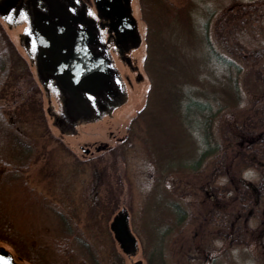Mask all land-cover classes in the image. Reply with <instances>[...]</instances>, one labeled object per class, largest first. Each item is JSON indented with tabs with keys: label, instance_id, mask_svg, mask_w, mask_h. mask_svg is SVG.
Returning a JSON list of instances; mask_svg holds the SVG:
<instances>
[{
	"label": "trees",
	"instance_id": "obj_1",
	"mask_svg": "<svg viewBox=\"0 0 264 264\" xmlns=\"http://www.w3.org/2000/svg\"><path fill=\"white\" fill-rule=\"evenodd\" d=\"M145 1L149 8L148 39L154 31L153 41L161 44L163 34L174 26L169 24L172 19L191 30L192 22L185 11L175 10L170 1ZM217 14L209 13L204 40L206 57L216 64L220 74L213 80L203 78L200 89L187 90L183 82L176 80L163 90V85L155 83L149 88L148 100L154 95L155 116H151L148 126L158 135L170 132L165 120H182L183 124L175 125L187 129L186 140L174 143L188 145L189 151L177 164L187 171L191 169L194 180L199 173L202 178L193 187L194 192H201L199 201L189 198L188 183H180L179 179L177 183L176 179L168 186L166 176L172 177L177 161L170 157L169 139L153 143L145 138L151 157L153 144L162 147V153L156 151V155L169 169L159 174L146 196L139 235L147 264H172L174 248L187 263L197 258L202 264H216L217 255L210 254L214 240L226 243V254L234 246H247L254 234L263 242L264 0H234ZM155 49L147 44L144 65L149 70L154 61L155 68L160 61ZM20 60L13 41L0 25V242L31 264H106L77 221L30 182L29 170L37 162L40 149L37 138L20 127L19 100L13 92ZM40 99L35 100V109ZM157 102L160 110L155 108ZM165 103L168 110H163ZM248 169L257 171L258 182L244 179ZM27 212L47 216L50 224L44 227L46 233L36 225L28 229L23 226Z\"/></svg>",
	"mask_w": 264,
	"mask_h": 264
},
{
	"label": "rangeland",
	"instance_id": "obj_2",
	"mask_svg": "<svg viewBox=\"0 0 264 264\" xmlns=\"http://www.w3.org/2000/svg\"><path fill=\"white\" fill-rule=\"evenodd\" d=\"M86 1L95 13V1ZM168 1L173 8L177 7L175 10L185 11L187 19L192 22L191 30L172 19L169 24L174 26L163 34L164 41L158 44L152 39L154 31L148 34L149 39L146 37V30L150 25L147 2L131 0L132 13L138 21L142 37L141 43L127 54L133 59L135 70L129 67L124 58L120 59L114 55L121 81V93L115 96H95L92 100L93 114L89 118L80 119H72L66 114L65 95L57 89L53 80L44 81L38 75L35 62L28 58L24 50L20 38L22 25H17L18 17L12 16L15 15V10L6 15L13 18L11 24L6 20L8 18L0 13V25L13 41L21 59L19 77L13 87L14 96L19 100L17 111L21 119L20 127L37 138L40 149L37 162L29 170L30 182L43 194L60 203L77 221L87 238L99 249L106 264H133L138 260L147 264L144 243L139 235L143 227L141 221L146 208V196L154 188L159 174L163 175L169 169L164 168L163 160H159L156 155V151L162 153V147L155 144L149 147L153 152L151 157L145 138L149 142L153 140V143L160 140L166 142L169 139L167 145L169 151H172L170 157L177 161L172 170V177L166 176V184H175L176 179L177 183L178 179L180 183H188L189 198L201 200V192L199 189L194 192L193 187L198 186L202 174L199 173L194 180L195 173L191 169L187 171L181 164H177L188 156L189 150L186 149L188 145H177L174 141L186 140L184 136L187 129L183 125V129L176 126L182 123V120L180 123L165 120L164 123L170 125V132L154 135L153 127L148 126L151 116L154 115V95L148 100V93L151 83L163 85V90L171 80L183 82V87L187 90L200 89L204 86L203 78L213 80V76L220 74L216 64L213 61L209 63L206 57L204 23L211 11L219 14L234 0ZM109 41L110 45L113 44ZM147 44L154 45L155 52L160 53L157 68L153 66L154 61L150 70L144 65ZM21 63H26V67H22ZM7 89L9 92L12 90ZM40 97V105L37 102L35 109V100ZM22 102L26 104L22 105ZM166 106L165 103L163 110H168ZM155 108L161 109L159 102ZM163 115L164 113H161V116ZM194 134L200 140L199 133L195 131ZM97 147L100 149L97 150ZM86 148L89 151H86ZM165 152L168 153L167 150ZM244 179L258 182L257 171L248 169L244 173ZM165 186L163 185L164 189ZM194 193L196 194L193 195ZM123 214H126L128 230L136 239L133 250L125 249L111 228L112 222ZM49 221L43 213L27 212L24 214L23 226L28 229L36 225L46 233L44 227L50 224ZM252 225L254 228L257 221ZM263 242L254 234L247 246H234L229 254H226V243L214 240L210 254L217 255L216 264H264ZM0 246L13 251L6 243L0 242ZM172 251V264H202V259L197 258L187 263L184 256L178 255L177 249ZM22 263L31 264L25 260H22Z\"/></svg>",
	"mask_w": 264,
	"mask_h": 264
},
{
	"label": "flooded vegetation",
	"instance_id": "obj_3",
	"mask_svg": "<svg viewBox=\"0 0 264 264\" xmlns=\"http://www.w3.org/2000/svg\"><path fill=\"white\" fill-rule=\"evenodd\" d=\"M9 1L13 3V6L3 15H10L15 10V15L12 16L13 18L14 16L18 17L17 25H22L20 38L24 50L28 58L35 62L36 71L41 78L45 76L47 77L46 81L53 80L57 89L64 94L65 92L54 80L55 73L52 72V64L47 65L45 62L67 60L74 53L87 56V52L90 50L110 57L116 72L112 79L113 89L116 93L121 91V81L115 66L114 55L120 59L124 58L126 62L127 54L132 51L133 47L130 43L119 42L110 30L109 19L101 16L98 10L93 13L86 0ZM7 18L6 20L11 24L13 18L10 16ZM109 40L113 44L110 45ZM129 67L135 70L132 58ZM99 94L111 95L106 91L96 95L85 93L89 98L88 104L92 113L94 111L92 100ZM65 99L68 115L77 119L83 118L82 112L86 110L84 105L75 103L68 110V105H71V102L67 94ZM3 250L5 248L0 246V252Z\"/></svg>",
	"mask_w": 264,
	"mask_h": 264
},
{
	"label": "water",
	"instance_id": "obj_4",
	"mask_svg": "<svg viewBox=\"0 0 264 264\" xmlns=\"http://www.w3.org/2000/svg\"><path fill=\"white\" fill-rule=\"evenodd\" d=\"M11 4V5H10ZM96 7L100 14L110 20V28L119 42L131 43L137 45L141 41V35L138 29L137 19L132 14L130 0H95ZM13 3L9 0L0 1V10L5 12L11 8ZM5 6V8H4ZM87 56H81L74 53L70 59L46 61L47 65L52 64V72L55 73V80L60 88L65 91L69 98L71 109L75 103H81L86 108L83 115L91 114L88 108V98L85 93L96 94L102 91H112V78L114 69L111 61L107 56L95 51L88 50ZM129 62V59H127ZM40 64V63H39ZM46 79L47 77H43ZM100 147H97L99 150ZM86 151H89L86 148ZM115 231L117 239L125 249L133 250L136 239L132 236L127 228L126 214L117 217L111 224ZM19 264L14 260L13 254L9 250L0 252V264ZM133 264H142L138 260Z\"/></svg>",
	"mask_w": 264,
	"mask_h": 264
},
{
	"label": "snow or ice",
	"instance_id": "obj_5",
	"mask_svg": "<svg viewBox=\"0 0 264 264\" xmlns=\"http://www.w3.org/2000/svg\"><path fill=\"white\" fill-rule=\"evenodd\" d=\"M5 264H7V262H5Z\"/></svg>",
	"mask_w": 264,
	"mask_h": 264
}]
</instances>
